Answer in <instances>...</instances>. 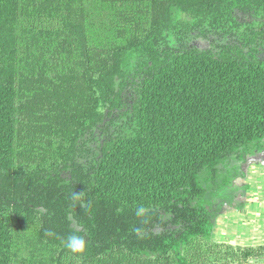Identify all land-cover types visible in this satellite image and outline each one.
<instances>
[{"label": "trees", "instance_id": "obj_1", "mask_svg": "<svg viewBox=\"0 0 264 264\" xmlns=\"http://www.w3.org/2000/svg\"><path fill=\"white\" fill-rule=\"evenodd\" d=\"M261 151L264 0H0V264H254L211 236Z\"/></svg>", "mask_w": 264, "mask_h": 264}, {"label": "crops", "instance_id": "obj_2", "mask_svg": "<svg viewBox=\"0 0 264 264\" xmlns=\"http://www.w3.org/2000/svg\"><path fill=\"white\" fill-rule=\"evenodd\" d=\"M241 172L219 205L211 239L218 244L263 247L264 151L248 157Z\"/></svg>", "mask_w": 264, "mask_h": 264}, {"label": "clouds", "instance_id": "obj_3", "mask_svg": "<svg viewBox=\"0 0 264 264\" xmlns=\"http://www.w3.org/2000/svg\"><path fill=\"white\" fill-rule=\"evenodd\" d=\"M64 247L73 254L75 258H79L86 251V242L80 235H70L64 242Z\"/></svg>", "mask_w": 264, "mask_h": 264}, {"label": "rangeland", "instance_id": "obj_4", "mask_svg": "<svg viewBox=\"0 0 264 264\" xmlns=\"http://www.w3.org/2000/svg\"><path fill=\"white\" fill-rule=\"evenodd\" d=\"M200 44V46H206V43H199ZM241 169H242V167H241ZM228 194V193H227ZM254 264H262V257H260V258H257L256 259V261L254 262Z\"/></svg>", "mask_w": 264, "mask_h": 264}, {"label": "built area", "instance_id": "obj_5", "mask_svg": "<svg viewBox=\"0 0 264 264\" xmlns=\"http://www.w3.org/2000/svg\"><path fill=\"white\" fill-rule=\"evenodd\" d=\"M262 264H264V244H263V256H262Z\"/></svg>", "mask_w": 264, "mask_h": 264}]
</instances>
